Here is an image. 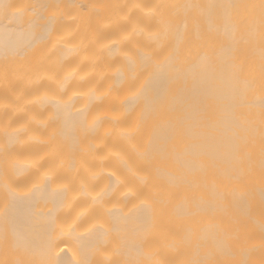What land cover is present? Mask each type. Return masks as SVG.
<instances>
[{
	"label": "bare ground",
	"instance_id": "bare-ground-1",
	"mask_svg": "<svg viewBox=\"0 0 264 264\" xmlns=\"http://www.w3.org/2000/svg\"><path fill=\"white\" fill-rule=\"evenodd\" d=\"M0 264H264V0H0Z\"/></svg>",
	"mask_w": 264,
	"mask_h": 264
}]
</instances>
